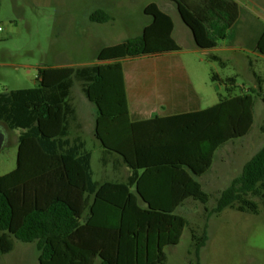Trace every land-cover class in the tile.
Listing matches in <instances>:
<instances>
[{"label":"trees","instance_id":"1","mask_svg":"<svg viewBox=\"0 0 264 264\" xmlns=\"http://www.w3.org/2000/svg\"><path fill=\"white\" fill-rule=\"evenodd\" d=\"M170 1L202 50L230 40L241 16L234 0ZM145 14L152 22L142 34L104 48L99 63L42 67L37 88L0 94V122L22 130L16 169L0 176V256L14 250L16 239L37 245L40 264H167L165 249L180 244L188 225L177 210L190 199L210 201L197 178L208 173L221 147L250 132L254 97L234 94L236 77L213 74L228 92L216 106L132 122L121 61L180 51L172 18L157 4ZM109 20L101 11L91 16L92 22ZM256 50L264 56V29ZM210 60L226 66L218 56ZM74 80L97 108L95 137L132 171L126 182H95L85 142L70 140ZM261 207L264 146L221 194L214 213L232 208L258 215ZM193 239L199 257L208 235Z\"/></svg>","mask_w":264,"mask_h":264},{"label":"rangeland","instance_id":"2","mask_svg":"<svg viewBox=\"0 0 264 264\" xmlns=\"http://www.w3.org/2000/svg\"><path fill=\"white\" fill-rule=\"evenodd\" d=\"M240 1L244 7L234 45L237 52L219 49L197 56L186 53L192 50L194 40L182 34L180 26L189 33L191 30L179 12L173 13L178 25L175 37L182 49L173 57L192 60L194 79L208 84L213 74L223 79L236 77L234 94L250 93L254 97V125L245 137L221 147L213 168L197 178L210 201L204 205L190 199L177 210L176 214L184 217L188 225L180 244L165 249L167 264H264V207L258 215L232 208L214 213L221 194L264 146V57L255 51L256 39L264 28V0ZM98 3L99 0H0V94L37 88L42 67L95 65L103 48L135 38L136 27L146 21L141 12H136L134 18L122 16L114 24L92 23L90 16ZM229 43L224 42L223 48ZM212 55L222 58L226 66L210 60ZM199 58L204 59L202 64H198ZM152 59L140 58L127 65L134 67L132 73H146L144 66ZM216 87L218 95L228 96L225 85L216 83ZM68 104L69 138L85 142L86 150L92 154L94 181L126 182L130 175L127 166L118 155L106 153L95 137L97 108L76 80L72 82ZM0 130L6 134L0 153V176H4L16 169L22 130H10L3 122ZM206 233L207 244L197 257V240L193 236L200 239ZM39 256L36 244L14 239V250L0 256V264H40Z\"/></svg>","mask_w":264,"mask_h":264},{"label":"crops","instance_id":"3","mask_svg":"<svg viewBox=\"0 0 264 264\" xmlns=\"http://www.w3.org/2000/svg\"><path fill=\"white\" fill-rule=\"evenodd\" d=\"M234 1H236L241 7V16L232 38L230 40L221 41L219 43V46L215 49L202 50L196 45L192 32L189 33L190 31L186 27L181 28V25L180 30L182 31V34L194 40L192 50L186 53L194 54L195 56H197L198 54H200V52L209 54L210 52L219 49L237 52L234 45L237 43V32L239 24L241 22L242 7H244V3L240 0ZM151 4H157L161 11L168 14L172 18L174 24L173 38L179 45L180 51L159 55L142 56L121 61L125 76L126 92L131 121L142 122L154 119L156 117L166 118L176 115L195 113L216 106L223 96L217 94L216 83L212 81V78V83L210 84H208L205 80H199V78L198 80L196 78L194 79L190 68V66L193 65L192 60L182 57H173L174 54L179 53L182 50L179 41L175 37L178 25L176 24L175 18H173V13L176 12L177 14L178 8L174 2L170 0H99L97 10H95L94 13L98 11L104 12L109 16L110 20L103 23L92 22L91 16L94 14L93 13L90 16V21L92 23H97L100 25L114 24L117 18H121L122 16L134 18L136 12H141V14L145 16L146 21L136 27L137 36H140L143 30L152 22V18L145 14L146 8ZM263 29L260 31V34L256 39L255 51H257L256 46L263 32ZM224 42H230L229 44L231 45L223 48L222 44ZM244 47L251 48L247 44H244ZM256 54L260 56L257 52ZM140 58H153V61L144 66L146 69V73H132L134 67L127 64H130V62H135ZM203 62V58L198 59V64H202ZM193 66H195V64ZM54 67L65 66L60 65ZM219 77L222 78L220 75ZM217 152L214 156V159L217 155ZM213 165L211 169L213 168ZM128 170L130 172V177L132 175V171L129 168Z\"/></svg>","mask_w":264,"mask_h":264},{"label":"water","instance_id":"4","mask_svg":"<svg viewBox=\"0 0 264 264\" xmlns=\"http://www.w3.org/2000/svg\"><path fill=\"white\" fill-rule=\"evenodd\" d=\"M6 141V134L0 130V153L2 152Z\"/></svg>","mask_w":264,"mask_h":264}]
</instances>
